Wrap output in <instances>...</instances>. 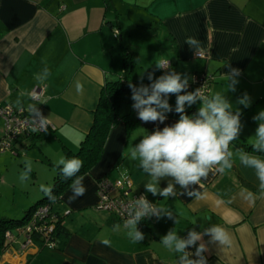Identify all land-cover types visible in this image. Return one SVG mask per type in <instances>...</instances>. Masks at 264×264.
Masks as SVG:
<instances>
[{"label":"crops","instance_id":"1","mask_svg":"<svg viewBox=\"0 0 264 264\" xmlns=\"http://www.w3.org/2000/svg\"><path fill=\"white\" fill-rule=\"evenodd\" d=\"M188 37L198 41L202 58L185 43ZM123 47L135 54L127 81L137 87L151 83L149 73L164 74L155 66L162 58L170 61L167 71L211 78L209 96L225 94L232 110H241L242 129L236 140L252 145L258 126L253 116L264 110V0H0V107L26 110L36 104L53 127L42 131L36 142L18 139V155H13L34 148L50 166L47 182L33 173L30 191L35 190L38 199L40 186L53 182L56 161L66 157L67 149L76 152L89 132L104 84L122 77ZM228 65L240 70L235 92L228 90ZM45 69L47 76L38 80ZM34 87L43 90L40 102L29 99ZM245 93L251 98L247 108L236 104ZM168 100L174 110L176 96ZM133 103L132 99L121 103L120 118L131 112ZM199 106H186V112ZM135 119L130 133L123 118L110 130L99 162L83 175L84 196L70 203L69 187L55 205L63 226L56 249L40 248L38 241L23 249V237L14 234L16 240L0 254V264H176L178 254L166 249L161 237L174 228L186 237L193 228L203 231L212 224L228 230L233 246L209 244L210 237L204 236L208 264H264V199L252 204L243 197L245 190L259 196V180L235 156L240 148L231 145V169L210 173L201 189L193 186L205 199L179 195L183 192L179 185L176 197L153 196L144 186L150 177L130 158V150L146 131L162 129L179 118L144 123L136 113ZM3 124L0 117V139ZM122 178L131 181L134 195H144L176 214L173 219L152 216L139 222L144 239L138 243L127 237L121 220L97 207V182ZM169 179L159 186L166 187Z\"/></svg>","mask_w":264,"mask_h":264},{"label":"clouds","instance_id":"2","mask_svg":"<svg viewBox=\"0 0 264 264\" xmlns=\"http://www.w3.org/2000/svg\"><path fill=\"white\" fill-rule=\"evenodd\" d=\"M185 43L200 55L201 50L195 38L188 37ZM155 66L159 70H165L164 74L154 77L153 73H149L147 78L151 83L148 85L142 82L139 87L129 84L132 91L131 99L134 101L131 107L142 122L164 124L167 119L166 114L173 111L168 97L175 95L174 111L179 114V119L171 125H165L162 129L157 127L151 133L146 131L139 143L131 147L130 158L138 161L140 169L150 177L144 186L153 196L159 195L165 199L176 197L178 195L176 186L179 185L183 189L179 195L186 194L197 200L205 199V195L199 190L203 188L202 181L207 179L210 173H224L233 167L234 152L231 145L238 139L242 129L241 110L238 108L233 111L232 103L227 95L220 92L209 96L203 87L188 91L189 81L193 78L175 71H167L171 67L168 59H159ZM227 68L229 69L228 90L235 92L240 70L231 68L230 65ZM47 74L48 71L45 69L44 74L37 76V79L43 80ZM77 87L79 89L80 86ZM32 96L38 98L35 93ZM197 101L200 102L197 112L193 115L186 114V106L191 107ZM20 103L18 100L17 104ZM236 104L247 108L251 104V98L245 93ZM26 110L31 118V131L46 132L49 120L40 113L37 105L29 104ZM253 120L258 123V126L251 145L252 152H246L243 149L235 151L239 162L244 167L253 169L259 180V196L246 190L243 194L244 199L252 204L258 198L264 199V158H262L264 155V110L253 116ZM56 166L60 168L63 178L75 177L70 185L72 194L68 198L69 202L84 196L87 191L84 184L85 177L77 175L83 166L82 160L61 156L56 161ZM25 169L20 174L22 182L29 178L30 161L25 162ZM166 178H170L167 186L161 188L160 181ZM195 185H198L199 189H194ZM40 190L51 201H55L50 186L41 185ZM152 216H155L157 220L162 217L173 219L176 214L171 208L151 203L144 195L129 203L123 228L127 230V237L133 243L144 239V234L137 227L139 222ZM177 222L176 218L175 223ZM119 228L120 225H115V229ZM204 236L210 237L209 244H218L221 248L233 246L231 234L219 224H212L203 231L193 228L188 231L186 237L178 235L175 228L170 229L161 237L160 242L166 249L178 254L176 264H208L204 255L208 251L207 245L203 242ZM101 242L105 245L109 243L107 240ZM190 247L195 251H189ZM194 256L196 258H193Z\"/></svg>","mask_w":264,"mask_h":264},{"label":"trees","instance_id":"3","mask_svg":"<svg viewBox=\"0 0 264 264\" xmlns=\"http://www.w3.org/2000/svg\"><path fill=\"white\" fill-rule=\"evenodd\" d=\"M135 63V54L132 49L123 47V64H122V77L114 82H107L104 84L99 102L93 116V124L89 129V132L85 136L84 140L80 143L79 148L76 152H71L67 149L66 158H79L83 162V166L80 172L77 174L83 176L90 173L91 169L99 162L103 149L109 135L110 130L119 123L120 119L123 118L124 123L127 126L128 133L136 127L137 121L135 119L136 111L131 110L125 117L120 118L118 114L119 107L126 99H131L132 91L129 88L128 75ZM135 111V113H134ZM197 111L189 110L186 112L188 115H193ZM168 118H179V114L173 110L166 114ZM40 133L34 132L33 134L19 139H28L30 142H36ZM19 140L13 142L10 153L17 156V143ZM232 144L237 145L240 149L246 152H252L251 145L242 144L239 140H234ZM33 146H36L34 143ZM28 150L29 148H25ZM14 152V154L12 153ZM257 154V153H254ZM261 155V154H258ZM264 156V155H262ZM72 179H75L73 177ZM72 179H65L62 177L60 168L55 166V174L53 182L50 185L52 189V195L55 197V201H51L42 192L41 197L36 200L21 216H1L0 215V254H2L8 247L9 242L6 240V233H11L13 236L17 234L21 235L19 231L29 225L34 211L40 206L49 207V219L55 224L54 237H58L63 231L62 221L59 219L57 214L54 212V207L61 201L63 193L70 187ZM11 217V218H10ZM148 219L140 221V223H146ZM15 231V233H14ZM22 236V235H21ZM23 237V236H22ZM34 241L39 243L40 248H45L42 239L38 234H33Z\"/></svg>","mask_w":264,"mask_h":264},{"label":"built area","instance_id":"4","mask_svg":"<svg viewBox=\"0 0 264 264\" xmlns=\"http://www.w3.org/2000/svg\"><path fill=\"white\" fill-rule=\"evenodd\" d=\"M114 37L117 38V33H114ZM196 57L202 58L203 55L197 54ZM192 78L187 90L194 91L196 88L203 87L204 91L209 95L208 86L211 78L205 74H196L193 75ZM33 93H35L38 98H33ZM42 97L43 90L40 87H34L29 92V99L33 102H40ZM0 117L3 119L4 123L0 139V153L12 151L11 147L14 141L18 140L20 137L34 133L31 131L30 114L25 109H14L7 105L1 106ZM52 128L51 125L48 126V129ZM41 132L38 131V133ZM12 153L14 154V152ZM96 194L98 209L113 213L122 222L126 219L129 203L139 198L132 193V183L127 178L116 181H109L107 179L98 181ZM55 228V224L49 219V207L47 205L38 207L34 211L29 225L19 231L23 236L22 248L26 249L31 247L33 245L31 236L33 234H38L45 248L51 250L56 249L58 239L54 237ZM5 238L10 244L16 240L15 236L9 232L6 233Z\"/></svg>","mask_w":264,"mask_h":264},{"label":"rangeland","instance_id":"5","mask_svg":"<svg viewBox=\"0 0 264 264\" xmlns=\"http://www.w3.org/2000/svg\"><path fill=\"white\" fill-rule=\"evenodd\" d=\"M164 71L165 70H163V72ZM197 103L200 104L199 101H197ZM47 147H49V145H47ZM26 161L31 162V172L29 173V178L22 182L20 180V174L26 170ZM44 163L45 162L39 159L34 148L21 152L19 157H14L10 152L0 153L1 216L19 217L38 199L35 190L30 191V189H32L31 187L33 186V173L36 171L38 172V180L43 183L47 182V172H49L50 166ZM52 170L53 169H51V171Z\"/></svg>","mask_w":264,"mask_h":264}]
</instances>
